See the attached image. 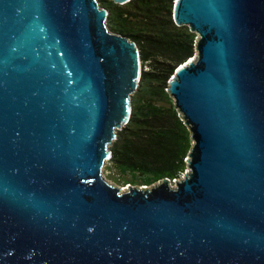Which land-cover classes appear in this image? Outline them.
Returning <instances> with one entry per match:
<instances>
[{"label": "water", "instance_id": "obj_1", "mask_svg": "<svg viewBox=\"0 0 264 264\" xmlns=\"http://www.w3.org/2000/svg\"><path fill=\"white\" fill-rule=\"evenodd\" d=\"M125 5L131 0H111ZM98 0H0V264H264V0H176L187 171L104 177L142 78Z\"/></svg>", "mask_w": 264, "mask_h": 264}, {"label": "trees", "instance_id": "obj_2", "mask_svg": "<svg viewBox=\"0 0 264 264\" xmlns=\"http://www.w3.org/2000/svg\"><path fill=\"white\" fill-rule=\"evenodd\" d=\"M176 0H131L125 5L111 0H99L109 12L108 26L113 33L135 42L142 65L152 69L142 72L141 87L135 97L169 98V82L176 70L196 53V34L188 27H178L174 21ZM154 85V87L152 86ZM128 125L118 132L111 147L113 165L123 171L139 173L149 178L144 185H154L164 179L171 181L187 169L188 154L193 145L190 132L173 105L136 103ZM178 129L172 137L168 122Z\"/></svg>", "mask_w": 264, "mask_h": 264}, {"label": "rangeland", "instance_id": "obj_3", "mask_svg": "<svg viewBox=\"0 0 264 264\" xmlns=\"http://www.w3.org/2000/svg\"><path fill=\"white\" fill-rule=\"evenodd\" d=\"M107 27L110 30V28L108 26V20H107ZM184 27H186V26H184ZM110 31L112 32V30H110ZM151 69H152V67H151L150 64L142 65V72L143 71H149ZM140 85H141V83H140ZM140 85H139V89L142 88ZM152 86L154 87L153 84H152ZM139 89H138L137 93L139 92ZM135 95L133 96V100H135L136 103L141 102V100H142V102H144V104L151 103V104H155L157 106H161V107H164V108H169L170 105L174 104V100L172 99L171 96H169V98L167 97V99H165V98H160V97H155L154 98L153 96H151V98H150V97L144 96V94H142V96L140 95L138 97H135ZM132 104H133V101H132ZM167 124H168L169 130L171 131L172 137H176L177 133H178V129L176 127V123L174 121H169ZM186 171H187V169H186ZM186 171H184L180 175L179 178H177V179H175L173 181L170 180L173 183V186L175 185L176 181H178L180 178L183 177V175H184V173ZM104 177L111 184H114V185H116L118 187H121V188H126L129 185L135 186V187H138V186H148V187H150V186H152L149 183H148V185H144V184H147V183H144L143 180L148 179L149 178L148 175L143 176V175H141L139 173L123 172V171L117 169L113 165L111 160H109L108 162L105 163Z\"/></svg>", "mask_w": 264, "mask_h": 264}, {"label": "bare ground", "instance_id": "obj_4", "mask_svg": "<svg viewBox=\"0 0 264 264\" xmlns=\"http://www.w3.org/2000/svg\"><path fill=\"white\" fill-rule=\"evenodd\" d=\"M171 186H173V183L171 184ZM143 188H149V187H148V186H145V187H143ZM127 189H128V187L123 188V191H127Z\"/></svg>", "mask_w": 264, "mask_h": 264}]
</instances>
